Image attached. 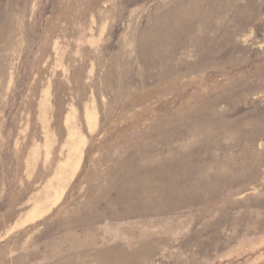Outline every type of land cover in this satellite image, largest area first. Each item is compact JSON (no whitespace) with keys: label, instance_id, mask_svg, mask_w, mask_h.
Masks as SVG:
<instances>
[{"label":"rangeland","instance_id":"374dc122","mask_svg":"<svg viewBox=\"0 0 264 264\" xmlns=\"http://www.w3.org/2000/svg\"><path fill=\"white\" fill-rule=\"evenodd\" d=\"M0 264H264V0H0Z\"/></svg>","mask_w":264,"mask_h":264}]
</instances>
